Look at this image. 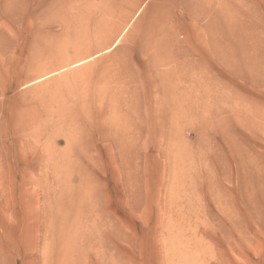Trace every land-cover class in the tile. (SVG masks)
<instances>
[{
  "label": "rangeland",
  "instance_id": "1",
  "mask_svg": "<svg viewBox=\"0 0 264 264\" xmlns=\"http://www.w3.org/2000/svg\"><path fill=\"white\" fill-rule=\"evenodd\" d=\"M169 259L264 264V1L0 0V264Z\"/></svg>",
  "mask_w": 264,
  "mask_h": 264
},
{
  "label": "bare ground",
  "instance_id": "2",
  "mask_svg": "<svg viewBox=\"0 0 264 264\" xmlns=\"http://www.w3.org/2000/svg\"><path fill=\"white\" fill-rule=\"evenodd\" d=\"M260 1V0H259ZM264 1V0H263ZM91 5V4H90ZM93 6H95V4H93ZM101 6V5H100ZM91 7V6H90ZM94 11L92 12L91 9L89 7H86V6H75L73 8H71L70 10L67 9V10H62L61 11V14H60V17H64L63 22H64V25L68 24L69 21H72V23H75L76 25H81L84 21V19L87 21L86 24L87 26L92 22L91 20H93V14ZM251 13V12H250ZM248 16V15H247ZM246 18V17H244ZM95 21V19H94ZM99 21V20H98ZM85 23V22H84ZM93 23V22H92ZM97 20L96 22L93 24L97 30ZM83 26H85L83 24ZM79 28V27H78ZM85 28V27H84ZM250 36V35H248ZM256 37V36H254ZM229 40V38H228ZM224 41V40H223ZM226 41V39H225ZM231 41V40H230ZM160 42V40H159ZM228 43V42H226ZM235 43V41L233 42ZM232 44V43H231ZM230 45V44H229ZM234 45V44H233ZM238 46V45H237ZM258 46V45H257ZM226 47V46H225ZM230 47V46H229ZM80 64V63H78ZM78 64H75V65H78ZM186 66V65H185ZM175 71V70H174ZM192 77V76H191ZM43 79V78H42ZM154 97V96H153ZM174 97V96H173ZM154 99V98H153ZM175 100V99H174ZM154 102V101H153ZM177 105V104H176ZM176 107V106H175ZM131 108V107H130ZM132 112V111H131ZM129 113H130V109H129ZM132 116V115H131ZM160 117V115H159ZM155 119V118H154ZM156 121V120H155ZM171 121V120H170ZM158 126V125H157ZM121 127L122 129L120 130L118 127L115 128L117 132L113 131L112 130V135L113 138H112V143H111V147L113 146V148H115L116 152L119 154V159H116L114 158L113 160L116 162H118L120 160V162L124 161L125 157H128L129 156V152L134 144L133 142V139H132V136H131V133L129 131L128 128L126 127H123V124L121 123ZM114 128V127H113ZM159 129V128H158ZM161 132V131H160ZM159 132V133H160ZM111 138V137H109ZM171 250V249H170ZM173 252V250H171ZM169 251V252H171ZM169 252H167L169 254ZM176 254V253H175ZM173 255V253H172ZM171 256V255H170ZM177 256V255H176ZM179 257V256H178ZM172 258V257H171ZM170 258V259H171ZM170 259H169V262L170 263ZM172 260V259H171ZM173 262V261H171ZM172 264V263H170Z\"/></svg>",
  "mask_w": 264,
  "mask_h": 264
}]
</instances>
